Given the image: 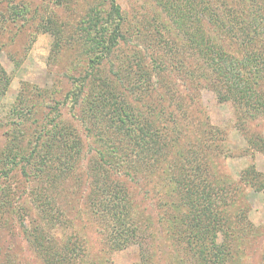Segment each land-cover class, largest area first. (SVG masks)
<instances>
[{
	"label": "rangeland",
	"instance_id": "1",
	"mask_svg": "<svg viewBox=\"0 0 264 264\" xmlns=\"http://www.w3.org/2000/svg\"><path fill=\"white\" fill-rule=\"evenodd\" d=\"M115 1L126 19L128 47L143 53L147 49L141 66L147 84H139L132 92V80L122 72L117 54L90 71L91 61L101 52L110 0H15L23 14L16 19L0 6V190L13 195L0 217V264H42L40 252L30 245L27 234L42 224L43 211H58L59 224L51 234L57 242L81 248L77 264H196L197 256L187 251L184 240L190 231H198L197 224L218 244L225 241L227 264H264V152L257 139L264 140V108L250 111L243 103L222 98L226 84L220 75L209 71V76L195 74L193 62L199 56L187 58V70L193 76L185 69L176 70L177 53L186 54L183 44H190L184 40L186 32L193 34L198 29L201 11L218 8L225 18L235 15L244 23H257L258 16H264V0ZM156 15L173 29L169 35L173 49L163 53L158 46L155 52L174 67L153 75L149 70L157 68L158 55H151L149 46L158 40L152 27ZM201 23L204 27L209 21ZM261 41L264 45V39ZM227 48L229 57L241 58L236 44ZM82 78H86L84 84ZM108 80L116 84L114 94L128 96L142 119L148 118L151 109L159 110L155 98L164 92V105L175 111L190 132L189 143L183 145L190 151L188 161L201 165L199 171L192 170V177L185 175L189 163L167 158L169 153L155 167L145 166L147 159L139 163L138 171L131 163H122L118 158L124 143L119 141L125 138L117 137L112 128L101 130L90 123L91 84L103 85ZM103 91L108 93V89ZM257 91L264 94V81ZM154 116L153 125L160 130ZM126 121L124 118L127 128ZM66 130L71 131L69 136ZM158 136L173 142L161 132ZM69 137L80 141V153L74 159L70 157L75 151L63 156L67 168L69 163L73 165L72 170L66 169L67 175H62L51 167V159L50 165L40 167L43 148H49L45 159L49 153L60 156ZM33 147L31 164L26 159L17 166L7 164L8 159L2 161V155L27 156ZM47 167L55 178L38 180L39 171ZM177 177L182 180L179 186L173 181ZM95 181L107 185L113 181L126 189L143 246L136 243L112 250L106 244L109 222L97 208L100 197ZM201 181L206 183L207 193ZM211 218L220 221L214 226ZM207 222L212 231L206 233Z\"/></svg>",
	"mask_w": 264,
	"mask_h": 264
},
{
	"label": "trees",
	"instance_id": "2",
	"mask_svg": "<svg viewBox=\"0 0 264 264\" xmlns=\"http://www.w3.org/2000/svg\"><path fill=\"white\" fill-rule=\"evenodd\" d=\"M0 6H3L9 15L12 13L10 17L13 16V19L23 15L21 11L18 10V4H16L15 0H0ZM209 11L208 13L201 11L203 19L209 21V23H207L208 25L204 24V27L208 28V30L202 26L201 22L203 19L197 20L198 29L193 34L182 29L183 33L186 32L184 40H187L190 44L185 46V43H182L184 45L183 47L187 49L186 54L178 49L179 52L176 58V66L178 68L175 69L179 73L182 72L181 69L187 70L189 67L187 58L190 59V54L199 56V59L193 62V69L197 71L195 74H205L209 76L208 73L210 72V74L215 73L220 75L223 82L226 84V92L222 98L230 97V100L235 103H243L244 108L250 111H256L258 107L262 106L264 108V97L262 96L264 94L257 91L264 81V76L261 75L264 69V45L261 41V39H264V37L261 36V34L264 33V28L261 26L264 24L260 23L261 20H264V16L259 15L257 23L255 21L254 23L247 24L235 15L231 16L232 18L230 19L225 18V13L220 12L218 8L209 9ZM155 18L157 19L155 25L152 26L154 27L153 35H155L158 40L149 46L151 55H158V63L155 61L157 68H150L149 70H152L153 75H155L156 72L172 71L174 67L171 68V66H168V62L164 60V55L155 52V47L158 46H160V51L163 53L167 52V48L169 51H172L173 47L169 43V35L173 32V29L165 24L163 20L158 19V15H156ZM125 22L126 19L121 13L120 6L115 0H110L109 11L105 21L106 27L104 28V37L101 42V52L98 57H95L96 61H91L90 71L94 69L95 65L102 63V60H110L113 55L117 54L116 56L120 60L119 65L122 72H125L132 80V87L129 88V91L132 92L135 87H139V84H147V79L144 77L141 70V66L144 62L143 57L146 55L147 49L145 48L143 53L142 51H138L137 48L128 47L129 37H127L128 31L124 27ZM233 23L236 26H233ZM201 27H203L205 31L204 34L200 30ZM190 28L192 29V27ZM176 32L177 31H175V34ZM235 44L242 53L241 58L238 60L225 54V51H228L227 46H233ZM248 48H250L251 52L247 50ZM203 57L205 63H203ZM207 60H209L208 63ZM110 67L113 70L112 62H110ZM115 73L117 74V72ZM187 73L191 76L194 74L188 70ZM90 75L91 74H88V76ZM82 81L84 84L86 78H82ZM91 85L93 87V104L91 105L93 116L90 123L92 127L94 126L101 130L112 128L117 137L125 138L124 141H119V144L124 143L121 150L122 155L118 158L122 163H131L134 170L138 171L139 163L144 164V161L147 159L149 163L148 165H144L150 168L155 167L158 159L160 157L162 159V156L169 153L167 158L171 156L172 159H186L184 162H186V164L189 163L185 175L189 173L191 175L192 170L199 171L201 165L197 162L195 165H192V161H188L187 159L190 155V151L186 148L189 143L186 137H188L190 132L188 128L181 123V120L177 119L175 111L171 109L169 105H164L167 97L164 92L158 93L155 98V101L160 102L159 110H148L149 112L146 113L148 118L142 119L140 117V110L137 114L134 112L135 106L130 102L129 98H127L128 96L114 94L116 84L112 80H108V82L103 85L101 84L102 86L100 83H92ZM107 89L108 93H105L103 90ZM150 90L155 92V90L151 88ZM153 113H155L154 118L160 122V130L153 125L151 119ZM124 118L127 119V128L123 123ZM148 119H151L150 122H145L148 121ZM61 128L65 127L63 126ZM70 132L71 131L66 130L65 135L69 136ZM160 132L163 136L165 134L171 137L173 142L163 141L164 137L161 139L158 136ZM257 139L264 152V140L261 136H257ZM185 142L187 143L186 146L183 145ZM79 143L80 141L76 138L69 137L68 141L63 142L64 148L62 155L53 156L49 153V157L46 159L45 157L47 156L49 148L44 147L43 156H39V166L42 167L45 163L50 165L49 159H51L50 161L53 163L51 167H56L62 175H67L66 169L69 171L72 170L73 165L69 163L70 167L67 168V161L63 160V158H65L63 156H72L73 151H75V155L70 157L74 159V157L80 153ZM256 148L260 150L259 146H256ZM34 150L33 147L27 156H22L21 154H15L14 156H9L8 154L2 155V161L5 162L8 159L9 162L7 161V164L13 162L12 164L17 166V162L26 159L27 163L31 164L32 158L35 159V157H33L35 154ZM191 156L196 160L193 154ZM16 157H18V159H16ZM100 158H104L107 164L111 163V160L105 158L103 154H100ZM118 161L114 163L112 167L117 165L119 163ZM213 162L212 160V163ZM167 165L170 167L173 166L172 164ZM100 167L103 168V164ZM202 167L205 168L206 166L202 165ZM51 169L52 168L47 167V169L40 170L39 174L36 176L37 179L44 180L46 177L50 176V178H55L53 174H49ZM103 169L102 172L105 171V169L104 171ZM168 170L170 171V169ZM107 172L109 171L107 170ZM195 174L196 172H194L192 178L194 180L196 177ZM4 175L7 177L6 172H4ZM173 181L175 186L182 184L181 177H177L173 179ZM94 183L96 191H98V196L100 197L97 208L100 213L107 217L109 222V234L107 233L106 236V244L112 250L124 249L136 243L143 246L145 242H143L142 231L132 214V200L126 189L120 187L118 183H114L113 181L111 185L99 181H95ZM201 184L205 191L207 186L206 183L201 181ZM10 196L12 199L13 195H9V193L0 190V217L2 216L3 210L6 211V205L8 204ZM57 214L58 211L53 214L43 211V216L41 218L42 222L40 221L42 224H36L30 231V234H27L28 241L34 249L40 252L39 255L42 259V264H77L78 258L82 253L81 248L75 249L71 242L62 244V242H57L53 239L51 233L59 224ZM211 221H213V225L215 226L217 224L216 221L220 220H212L211 218ZM196 226L198 231L195 233L190 231L184 240L187 251H189L193 257L197 256L196 264H227L226 255H228V251L225 241L218 244L214 236L209 237L207 234L204 235V231L199 228V225L197 224ZM210 231H212V229H210L207 222L205 232L207 233Z\"/></svg>",
	"mask_w": 264,
	"mask_h": 264
}]
</instances>
